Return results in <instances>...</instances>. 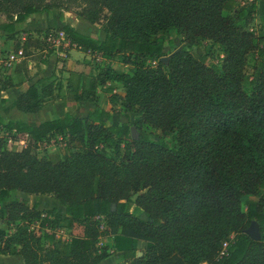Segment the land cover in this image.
Masks as SVG:
<instances>
[{
	"label": "trees",
	"instance_id": "trees-1",
	"mask_svg": "<svg viewBox=\"0 0 264 264\" xmlns=\"http://www.w3.org/2000/svg\"><path fill=\"white\" fill-rule=\"evenodd\" d=\"M52 10L73 12L91 25L103 22L105 38L64 26L43 32L45 47L47 34L61 31L68 49L132 68L119 73L98 67L75 99L89 101L97 88L115 84L106 89L109 104L139 116L115 126L110 113L96 106L86 118L66 114L20 123L0 117V131L25 143L18 150L0 143V206L8 228L15 225L9 234L0 230V255H17L22 264H99L108 257L99 240L112 236L123 254L115 264H264V40L249 28L256 5L0 0V27L13 32L16 24ZM260 21L264 29V15ZM172 30L182 37L177 48L164 38ZM198 40L222 48L219 64L193 52ZM252 54L257 68L246 93L244 70ZM34 93L30 88L16 107L36 110L41 101L32 105ZM143 126L173 135L177 146L152 139L141 132ZM56 137L76 141L81 151L63 159L33 154ZM108 149H122V158L108 156ZM17 193L50 196L63 212L43 214ZM253 221L259 225L257 242L245 234ZM56 228L68 232L66 241L46 231Z\"/></svg>",
	"mask_w": 264,
	"mask_h": 264
},
{
	"label": "crops",
	"instance_id": "crops-1",
	"mask_svg": "<svg viewBox=\"0 0 264 264\" xmlns=\"http://www.w3.org/2000/svg\"><path fill=\"white\" fill-rule=\"evenodd\" d=\"M3 21L5 22V19L0 14L1 25ZM64 26H69L84 36H91L99 40L105 38V33L100 25H91L72 12L63 10H52L42 15L33 16L24 23L16 24L13 32H4L3 27H0V54L13 53L15 49L22 46L21 38L27 37L24 44L23 59L16 61L5 73H0V117L6 122L20 123L52 121L62 118L66 114L86 118L91 109L99 106L110 113L112 125L126 123L128 120L123 121L121 116H119L121 122H114L115 113H113V107L108 102L106 89L115 86V84L107 83L105 87L97 88L94 92V98L89 101H77L75 99L76 95L82 94L83 86H88L89 80L95 77L98 71L96 69L91 74L89 62L93 55L90 52L70 48L67 51L66 59L63 60L59 58L58 51L55 50L50 53L46 50L41 41L43 32L58 30ZM111 63L109 66L119 73H132L131 67L119 64L118 60L115 62L113 60ZM124 67L125 69H123ZM30 88L35 89V98L31 100L32 105H35L36 99L41 102L37 105L36 110L18 109L15 105L16 101ZM114 92L122 93V90L116 88ZM0 134L7 136L2 131ZM19 195L22 199L36 197ZM36 198L39 202L48 203L49 200L50 209L47 210L63 212L57 201L50 196L39 195ZM36 204L39 211L46 210L41 208L38 203ZM29 205L32 206L30 203ZM9 263L21 264L22 261L17 255H0V264ZM99 264H102V261Z\"/></svg>",
	"mask_w": 264,
	"mask_h": 264
},
{
	"label": "rangeland",
	"instance_id": "rangeland-1",
	"mask_svg": "<svg viewBox=\"0 0 264 264\" xmlns=\"http://www.w3.org/2000/svg\"><path fill=\"white\" fill-rule=\"evenodd\" d=\"M239 1L242 5H244L246 7H250L251 4H253V3L256 5L257 10L254 13V20L249 25V28L254 32V34L257 37H262L264 40V29H263V26H262L261 21H260V17L262 15H264V0H239ZM99 25L102 29L103 22H101ZM164 38L166 40H170L174 43L173 48L179 47L182 43V37L180 35H178L177 32L174 30L165 34ZM45 48L50 53L55 51V49L47 47V46ZM18 50L19 49L17 48L13 52H17ZM193 52L197 56H205L207 58V62L213 63V64H219L221 59L223 58V55H224L223 50L220 46L215 45L212 42L206 41V40H198ZM0 55L5 56L6 54L3 53ZM66 57H67V55L64 57V59H66ZM115 60H117V59H115ZM115 60H114V62H115ZM57 61H60V60H57ZM110 64H112V63L107 62V61H102V59L99 56L93 55L91 57L90 62H89V66L91 67V74H93V71H96V69L98 67H100L102 65H106V66L108 65L109 66ZM256 68H257V62H256L254 54H252L251 56H249L247 58V63H246V67L244 70V73H245L244 89H245L246 93H248L250 90L248 82L254 76V74L256 72ZM123 69H125V67ZM0 73H3V72H0ZM112 110H113V113H115V115L113 116V117H115L114 118L115 123L121 122V118L119 116H121L123 118L122 119L123 121H127L129 119L131 122L135 121V119L139 116L135 110L130 111L129 113L124 112L123 109L119 105L113 107ZM141 132L148 134L154 140L165 141L171 147L177 146V141L173 135H162L158 130L153 129V128L148 127V126H143L141 128ZM136 136H137V133H136ZM0 140H1L0 143H2V145H4V146L5 145H11L14 150H18L21 146L25 145V143L14 140L12 138H7L3 134H2V136L0 134ZM81 147L82 146L79 143H77L76 141H71L68 138L56 137L54 139H51L49 142H44V143H41L40 145H38L37 148L33 150V154L36 157H38L39 159H46V160L47 159H63L66 156L70 155L74 151H81ZM106 154L110 157L116 156L117 159L120 160L122 158V149H117V150L108 149L106 151ZM123 160H124V158H123ZM19 194L17 193V194H15V196L20 198ZM22 196H26V195L22 194ZM36 197H26L25 199H28L27 201L32 205L35 203H38L41 208L46 209V210H43V209L41 210V212H43V214H45L46 211H50V210H47V209H50L49 200L48 201L46 200L48 203L39 202L38 198H36ZM44 199H46V198H44ZM47 199H49V198H47ZM133 214L141 220H146L145 214L143 212H141L139 209L134 208ZM6 226L7 225L5 223L3 206H0V230H3L5 233L9 234L10 232H12L15 229V225L12 226L10 229L8 227L6 228ZM56 229L59 231L62 230V232H63L62 234L59 233V237H60L59 239H61L62 241L64 239H67L68 232L65 229H63V228H56ZM51 230L53 231L55 229H51ZM115 239L116 238H114V237H105V238H102L101 240H99V244H98L99 247L100 248H103V247L106 248L107 252H108V257H107V259L102 261V264H113V263H117V262L122 261V255L123 254L121 251H119L115 248ZM143 245L144 244L142 242H140L139 248H141ZM203 264H205V263H203Z\"/></svg>",
	"mask_w": 264,
	"mask_h": 264
},
{
	"label": "built area",
	"instance_id": "built-area-1",
	"mask_svg": "<svg viewBox=\"0 0 264 264\" xmlns=\"http://www.w3.org/2000/svg\"><path fill=\"white\" fill-rule=\"evenodd\" d=\"M26 37L21 38V43L24 42ZM45 45L47 47L53 48L56 51H58V56L60 59H64V57L67 54V49L70 47L69 42L65 36V34L61 31H50L47 36L43 39ZM23 51L22 49H19L17 52L6 54L5 56L0 55V72H5V70L12 67V65L19 61L20 59H23ZM39 224L36 223V227H38ZM51 229H47L46 231H50ZM57 238L59 237V233L62 234V230L59 231L57 229L53 230ZM63 241H66L64 239ZM226 243L222 245V250L220 253V256H222L225 253Z\"/></svg>",
	"mask_w": 264,
	"mask_h": 264
},
{
	"label": "water",
	"instance_id": "water-1",
	"mask_svg": "<svg viewBox=\"0 0 264 264\" xmlns=\"http://www.w3.org/2000/svg\"><path fill=\"white\" fill-rule=\"evenodd\" d=\"M168 58H161L160 61L166 63ZM131 132V138L133 140L136 139V130L134 127H131L130 129ZM245 234L250 237L251 240L253 241H259L260 240V232H259V225L257 222L253 221L249 225V227L245 230Z\"/></svg>",
	"mask_w": 264,
	"mask_h": 264
}]
</instances>
